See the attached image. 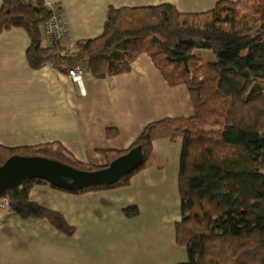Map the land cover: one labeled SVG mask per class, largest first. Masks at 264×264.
<instances>
[{
  "label": "trees",
  "instance_id": "obj_1",
  "mask_svg": "<svg viewBox=\"0 0 264 264\" xmlns=\"http://www.w3.org/2000/svg\"><path fill=\"white\" fill-rule=\"evenodd\" d=\"M252 10L259 19L253 30L240 34L214 25L217 17L226 20L233 15V28H248ZM48 18L42 0H4L0 7V34L6 27L28 33L27 61L32 69L51 66L68 75L86 58L81 68L88 78L111 80L129 73L135 61L147 55L169 87L189 90L194 112L147 124L125 151H103L108 166L132 148L142 147L140 166L116 183L64 190L45 180L28 179L5 195L7 211L24 220L47 219L71 237L76 228L61 213L30 200L35 186L49 185L75 195L127 187L147 168L154 141L181 138V219L175 232L187 260L178 264H264V0L257 9L251 0H237L201 12L180 11L169 3L108 6L103 33L74 44L44 40L41 26ZM117 135L115 128L107 129L108 138ZM12 156L47 157L85 171L101 168L78 161L60 144L0 145V166ZM137 213L134 208L132 214ZM236 214L233 220L231 215Z\"/></svg>",
  "mask_w": 264,
  "mask_h": 264
},
{
  "label": "crops",
  "instance_id": "obj_2",
  "mask_svg": "<svg viewBox=\"0 0 264 264\" xmlns=\"http://www.w3.org/2000/svg\"><path fill=\"white\" fill-rule=\"evenodd\" d=\"M219 2L237 0H61V5L68 43L74 44L103 33L108 6L169 3L180 11L201 12ZM29 46L23 28L6 27L0 34V145L60 144L78 161L104 167L103 151L129 149L147 124L194 112L189 90L169 87L147 55L129 73L111 80L87 77L79 88L51 66L32 69ZM109 128L118 131L115 138H108ZM181 151V138L154 141L147 168L119 189L75 195L35 186L30 200L61 213L76 232L68 237L47 219L24 220L0 211V264L185 262L187 250L176 244L175 232L181 219Z\"/></svg>",
  "mask_w": 264,
  "mask_h": 264
},
{
  "label": "water",
  "instance_id": "obj_3",
  "mask_svg": "<svg viewBox=\"0 0 264 264\" xmlns=\"http://www.w3.org/2000/svg\"><path fill=\"white\" fill-rule=\"evenodd\" d=\"M143 160L142 147L132 148L96 171L77 169L42 156H12L0 166V197L28 179H41L64 190L112 185L135 171Z\"/></svg>",
  "mask_w": 264,
  "mask_h": 264
},
{
  "label": "built area",
  "instance_id": "obj_4",
  "mask_svg": "<svg viewBox=\"0 0 264 264\" xmlns=\"http://www.w3.org/2000/svg\"><path fill=\"white\" fill-rule=\"evenodd\" d=\"M49 11V18L41 26V35L48 43L68 42L67 27L63 21L61 0H42ZM68 76L78 85L83 86L87 78L84 69L79 66L69 69ZM9 201L0 197V211L7 210Z\"/></svg>",
  "mask_w": 264,
  "mask_h": 264
},
{
  "label": "rangeland",
  "instance_id": "obj_5",
  "mask_svg": "<svg viewBox=\"0 0 264 264\" xmlns=\"http://www.w3.org/2000/svg\"><path fill=\"white\" fill-rule=\"evenodd\" d=\"M260 2H261V0H251V3L253 4L254 9H257V7L259 6ZM251 15L253 16L252 23L248 24V28H245L244 26H238V27L233 28L234 27V23H236V22H234L233 15L232 16H228V18L226 20L222 19L220 17H217L218 19H214V25H215L216 28H222V29H224L226 31H234V32L242 34V33L246 32V29H252L253 27L255 28V26L257 25L256 23L259 22L258 16L253 10L251 12ZM220 19H222L223 21L220 20ZM86 64H87V59L85 58V59H83L80 62L79 65L84 68ZM231 216L234 218L233 220H235V218H238V217H236V216H238V214L231 215Z\"/></svg>",
  "mask_w": 264,
  "mask_h": 264
},
{
  "label": "clouds",
  "instance_id": "obj_6",
  "mask_svg": "<svg viewBox=\"0 0 264 264\" xmlns=\"http://www.w3.org/2000/svg\"><path fill=\"white\" fill-rule=\"evenodd\" d=\"M3 197H5V196H3Z\"/></svg>",
  "mask_w": 264,
  "mask_h": 264
}]
</instances>
